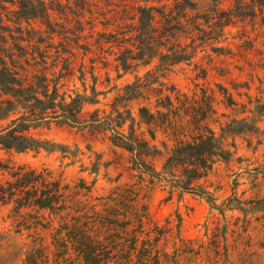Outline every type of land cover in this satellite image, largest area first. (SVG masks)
<instances>
[{
  "label": "trees",
  "instance_id": "1",
  "mask_svg": "<svg viewBox=\"0 0 264 264\" xmlns=\"http://www.w3.org/2000/svg\"><path fill=\"white\" fill-rule=\"evenodd\" d=\"M100 1L0 0V148L60 153L73 165L77 149L36 135L53 126H68L106 137L113 147L127 152L130 180L93 198L95 180L88 185L80 179L71 186L48 168L0 163V172L8 171L0 180V208L13 205L19 228L49 232L54 264H180L186 254L200 258L202 247L193 248L194 240L179 239L181 247L172 254L161 250L170 230L152 225L147 202V195L158 188L170 196L204 198L222 216L224 207L234 208L246 229L253 223L264 227V197L241 200L233 195L217 206L204 185L218 164L233 160L235 146L227 143L229 137L258 131V117L233 119L218 134L210 126L217 114L215 93L199 84L182 92L167 80L176 67L193 64L209 40L219 41L215 34L231 26L234 15L219 9L223 0L207 13L198 12L189 0H168L160 6L159 0H104L108 8L121 9L104 13L97 9ZM235 3L239 17L247 9L254 15L258 7L256 1ZM100 16H105L100 23L106 31L92 43L87 26L94 30ZM116 23V30L109 32ZM90 54L93 85L88 87L85 61ZM105 54L115 57L119 74L149 69L122 89L109 111L96 109L84 118L87 105L100 103L94 71L96 60ZM77 73L82 92L66 88ZM221 95L226 107L237 105L227 89ZM263 113L264 105L260 116ZM85 170L98 175L99 164ZM226 230L224 226L215 235V244ZM43 240L38 234L34 237L26 252L28 264H51Z\"/></svg>",
  "mask_w": 264,
  "mask_h": 264
},
{
  "label": "rangeland",
  "instance_id": "2",
  "mask_svg": "<svg viewBox=\"0 0 264 264\" xmlns=\"http://www.w3.org/2000/svg\"><path fill=\"white\" fill-rule=\"evenodd\" d=\"M167 1L159 0L156 5L160 6L168 3ZM189 1L197 5L198 12L207 13L215 9V4L219 0ZM245 1L249 3L256 1L258 7L254 15L247 9L244 11L245 14L239 17L235 0L219 1L220 10L234 15V23L226 27L222 33L220 30L217 31L215 35H219V41L209 40L204 47L199 48L193 64L180 65L167 77L168 82L182 92L192 91L196 84H199L207 88L210 94L215 93L217 114L210 120V126L218 134H221V130L233 119L258 117V131L229 137L227 143L235 146L231 148L235 152L233 160L230 163L218 164L209 179L204 182L213 193L217 206H224L233 195L241 200L264 197V113L260 116L264 105V0ZM62 2L66 3V0ZM169 3H173V0ZM97 9L104 13L108 9L121 10L114 6L108 8L104 0L100 1ZM112 15L114 13L107 14L106 17L111 19ZM73 17L70 16L71 19ZM104 17L100 16V20L95 21L94 30L87 26L86 34L91 31L93 33V38H89L88 41L95 42L99 38L98 33L106 31L100 23L101 20L104 21ZM56 19L64 21L58 15ZM117 25L118 23L107 30L114 32ZM215 35L213 37H216ZM107 48L108 46L105 47ZM216 48L223 50L218 51ZM96 49L94 46V50ZM104 56L102 60H96L94 71L97 89L102 93L99 97L100 103L87 105L83 110L84 118L96 109L109 111L110 104L122 93V89L133 82L137 75L142 76L149 69L141 68L138 72L128 73L121 71L119 74L115 57L109 54ZM93 58L94 54H90L85 61L88 87L93 85L90 74L92 66L90 60ZM106 62L108 64H105ZM202 69L206 72L204 73ZM79 76L77 73L71 79L66 87L68 90L83 91ZM222 89H227L233 95L237 103L234 110L224 105ZM133 106L136 109L137 105ZM36 135L68 145L73 151L77 149L76 163L68 165L71 160H62L60 153H15L1 148L0 163L16 167L48 168L57 176L61 175L64 184L71 186L80 179H85L88 185L95 180L90 195L93 198L104 197L117 185L130 180L129 154L113 147L106 137H92L89 133L68 126H53L37 132ZM159 140L163 138L159 136ZM93 163L99 164L98 175L85 170ZM154 163L160 169L161 160L157 159ZM7 177L8 171L0 172V180L4 181ZM147 197L152 225L170 230L166 239L160 243L164 253L172 254L175 248L181 247L179 239L184 243L194 240L193 248L196 250L202 247L200 258L191 259V256L186 254L181 257L180 264H264V227L253 223L246 229L242 215L234 208L224 207L225 212L222 216L220 211L212 209L211 204L204 198L193 195L180 198L177 194L170 196L168 191L161 188L151 191ZM13 208V205L0 208V264H28L25 259L26 252L31 249L36 234L44 239L43 246L46 247L50 263L54 264V247L51 245L49 232L41 228L36 232L32 227L19 228L20 219ZM32 213L38 214L35 211ZM42 215L43 213H40V216ZM224 226L227 227L225 237L223 239L219 236L218 243L215 244V235L221 234Z\"/></svg>",
  "mask_w": 264,
  "mask_h": 264
}]
</instances>
